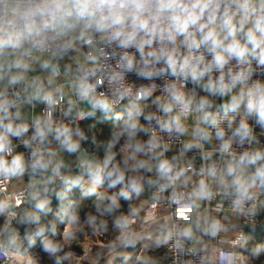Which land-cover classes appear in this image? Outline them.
Masks as SVG:
<instances>
[{
    "label": "clouds",
    "instance_id": "obj_1",
    "mask_svg": "<svg viewBox=\"0 0 264 264\" xmlns=\"http://www.w3.org/2000/svg\"><path fill=\"white\" fill-rule=\"evenodd\" d=\"M256 216L264 0H0V264H250Z\"/></svg>",
    "mask_w": 264,
    "mask_h": 264
},
{
    "label": "built area",
    "instance_id": "obj_2",
    "mask_svg": "<svg viewBox=\"0 0 264 264\" xmlns=\"http://www.w3.org/2000/svg\"><path fill=\"white\" fill-rule=\"evenodd\" d=\"M238 223H239L241 226H243V225H245V224H247V225H249V226H257V225L259 224L258 216H256V217H247V218H245V217H241V218H239ZM227 235H228L229 238H231V239H235V238H236L235 235H234L232 232H229ZM246 237H247V233H244V234H243V238L240 240V243H239V245L237 246L238 248H239V247H243V245H244V243H245V239H246ZM214 243H215V242H214ZM165 252H167L166 249L163 250V251L161 252V255L163 256ZM168 256L170 257V256H171V253H168ZM165 264H170V260H166V261H165Z\"/></svg>",
    "mask_w": 264,
    "mask_h": 264
},
{
    "label": "trees",
    "instance_id": "obj_3",
    "mask_svg": "<svg viewBox=\"0 0 264 264\" xmlns=\"http://www.w3.org/2000/svg\"><path fill=\"white\" fill-rule=\"evenodd\" d=\"M97 122L98 123H103V119H99V120H97ZM98 130L99 129H97V131ZM258 221H259V224L256 226L257 227V231L255 233V236H256V239L259 240L261 238V236H264V232H261L260 229H259V226L261 224H264V220H262L261 217L258 216ZM117 264H119V261H117ZM250 264H264V253H262L260 259L250 261Z\"/></svg>",
    "mask_w": 264,
    "mask_h": 264
},
{
    "label": "rangeland",
    "instance_id": "obj_4",
    "mask_svg": "<svg viewBox=\"0 0 264 264\" xmlns=\"http://www.w3.org/2000/svg\"><path fill=\"white\" fill-rule=\"evenodd\" d=\"M99 119H102V117H97V120H99ZM248 238H249V234L247 233V237H246V239H245V243L247 242ZM245 243H244V244H245ZM94 250H95V249H94ZM100 264H107V254H106L105 259H103V260L100 261Z\"/></svg>",
    "mask_w": 264,
    "mask_h": 264
}]
</instances>
